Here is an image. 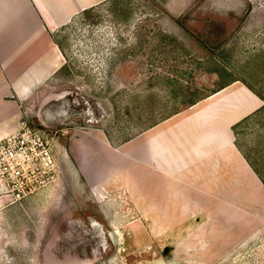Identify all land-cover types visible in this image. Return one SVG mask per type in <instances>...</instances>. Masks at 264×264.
Segmentation results:
<instances>
[{
    "label": "rangeland",
    "instance_id": "1",
    "mask_svg": "<svg viewBox=\"0 0 264 264\" xmlns=\"http://www.w3.org/2000/svg\"><path fill=\"white\" fill-rule=\"evenodd\" d=\"M97 2L52 34L66 68L21 104L63 175L21 204L0 191V264H264V101L233 133L261 180L165 173L155 129L216 91L264 99V0Z\"/></svg>",
    "mask_w": 264,
    "mask_h": 264
},
{
    "label": "crops",
    "instance_id": "2",
    "mask_svg": "<svg viewBox=\"0 0 264 264\" xmlns=\"http://www.w3.org/2000/svg\"><path fill=\"white\" fill-rule=\"evenodd\" d=\"M97 3V0H0V140L18 130L22 102L31 99L64 65L52 34L75 12ZM64 6L72 7L68 18ZM220 91L164 121L171 125L155 126L159 136L161 130H167L161 136L167 161L159 160L157 164L163 172L173 173L177 166L197 165L213 176L214 183L224 182L226 174L238 178L240 168L252 172L235 146L231 128L260 108L261 100L242 86L234 88L232 98ZM181 171L184 169L177 172ZM239 179L236 182L240 183Z\"/></svg>",
    "mask_w": 264,
    "mask_h": 264
},
{
    "label": "built area",
    "instance_id": "3",
    "mask_svg": "<svg viewBox=\"0 0 264 264\" xmlns=\"http://www.w3.org/2000/svg\"><path fill=\"white\" fill-rule=\"evenodd\" d=\"M39 132L21 120L18 130L0 140V191L21 204L60 181L55 134Z\"/></svg>",
    "mask_w": 264,
    "mask_h": 264
},
{
    "label": "trees",
    "instance_id": "4",
    "mask_svg": "<svg viewBox=\"0 0 264 264\" xmlns=\"http://www.w3.org/2000/svg\"><path fill=\"white\" fill-rule=\"evenodd\" d=\"M111 1H112V4H113V5H111V7H113V8H116V6H117V5L119 4V2H120V0H111ZM92 8H93V7H92ZM92 8L86 10V12H87V13H90V12L93 10ZM54 41H55L56 45L58 46L60 52L63 54V56H65V50H64L62 44H61L59 41H57L55 38H54ZM65 68H66V65L64 64L56 74H58L62 69H65ZM56 74H55V75H56ZM244 85H245V86H246L251 92H253L257 97H259L262 101H264L263 97H262L258 92H256V91L253 89L252 86H250V85H248V84H247V85L244 84ZM225 86H227V85H225ZM225 86H224V87H225ZM216 92H217V91H216ZM216 92H213L212 94H214V93H216ZM212 94H211V95H212ZM211 95H209V96H211ZM209 96H206L205 98H207V97H209ZM205 98H203V99H205ZM196 103H197V102H196ZM196 103H192L191 105H194V104H196ZM175 113H177V112H174V113H172V114H169L168 116H166V117H164V118L161 117V118H159V120L161 121V120L167 119V118L171 117V115H173V114H175ZM250 115H251V114H250ZM250 115H247L246 117H244L242 120H240L239 122H237V123L231 128L232 131H233V133H234V135H237V133H238L237 128L240 126V124H241L243 121H245L247 118H249ZM159 120L154 121V123H152L151 125H149L148 128H149V127H153L155 124L158 123ZM235 145H236V147L238 148L237 144H235ZM238 150H239V148H238ZM239 151H240V150H239ZM242 156L244 157V159L246 160V162L249 164V166L252 168V170L256 173V175H258V177H259V173H258V171L255 169V167L253 166V164L250 162V160L248 159V157H247L245 154H242ZM259 178H260V177H259ZM260 180H261V178H260ZM261 182H262V184L264 185V181L261 180Z\"/></svg>",
    "mask_w": 264,
    "mask_h": 264
},
{
    "label": "flooded vegetation",
    "instance_id": "5",
    "mask_svg": "<svg viewBox=\"0 0 264 264\" xmlns=\"http://www.w3.org/2000/svg\"><path fill=\"white\" fill-rule=\"evenodd\" d=\"M58 147H59V144L57 145V141H55V148H56L55 150H56V151H57ZM57 161H58V160H57ZM58 164H59V162H58ZM59 167H60V172H61V175H60V179H61L63 173H62V170H61V166H60V164H59Z\"/></svg>",
    "mask_w": 264,
    "mask_h": 264
},
{
    "label": "water",
    "instance_id": "6",
    "mask_svg": "<svg viewBox=\"0 0 264 264\" xmlns=\"http://www.w3.org/2000/svg\"><path fill=\"white\" fill-rule=\"evenodd\" d=\"M39 118V117H38ZM40 119V118H39ZM41 124L43 125L44 128H49L48 125L45 124V122H43V120L40 119Z\"/></svg>",
    "mask_w": 264,
    "mask_h": 264
},
{
    "label": "bare ground",
    "instance_id": "7",
    "mask_svg": "<svg viewBox=\"0 0 264 264\" xmlns=\"http://www.w3.org/2000/svg\"><path fill=\"white\" fill-rule=\"evenodd\" d=\"M85 113V112H84Z\"/></svg>",
    "mask_w": 264,
    "mask_h": 264
}]
</instances>
